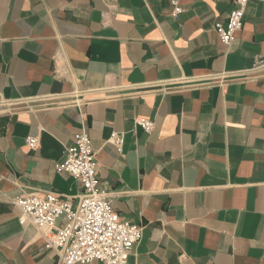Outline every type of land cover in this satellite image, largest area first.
<instances>
[{"label": "crops", "instance_id": "crops-1", "mask_svg": "<svg viewBox=\"0 0 264 264\" xmlns=\"http://www.w3.org/2000/svg\"><path fill=\"white\" fill-rule=\"evenodd\" d=\"M177 1L0 0V264H58L12 201L78 204L57 166L83 127L101 190L143 227L129 264H264V3L227 45L232 1Z\"/></svg>", "mask_w": 264, "mask_h": 264}, {"label": "built area", "instance_id": "built-area-1", "mask_svg": "<svg viewBox=\"0 0 264 264\" xmlns=\"http://www.w3.org/2000/svg\"><path fill=\"white\" fill-rule=\"evenodd\" d=\"M235 9L227 22L217 23L215 32L224 44H231L236 34L243 29V18L247 4L253 0H230ZM264 3V0H255ZM172 16L182 12L177 0H172ZM136 125L147 133L155 129L150 118H141ZM109 141L122 150L124 135L113 133ZM38 138L30 137L27 144L37 148ZM67 161L57 166L59 173H67L77 179L84 193L74 206L61 195L48 194L46 197L29 194L17 198L12 204L18 207L22 216L20 224H30L41 230L46 238L45 246L58 256V264H129L135 247L143 237V227L121 219L112 202L101 190L98 179V164L91 146L90 137L83 127L75 141L67 147ZM60 218L65 219L57 226Z\"/></svg>", "mask_w": 264, "mask_h": 264}]
</instances>
